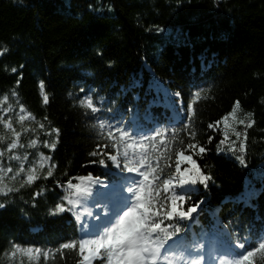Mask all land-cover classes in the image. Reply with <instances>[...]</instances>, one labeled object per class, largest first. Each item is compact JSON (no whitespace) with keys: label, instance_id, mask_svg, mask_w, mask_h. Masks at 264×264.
I'll return each mask as SVG.
<instances>
[{"label":"trees","instance_id":"16d2710c","mask_svg":"<svg viewBox=\"0 0 264 264\" xmlns=\"http://www.w3.org/2000/svg\"><path fill=\"white\" fill-rule=\"evenodd\" d=\"M5 48L0 56V169L12 171L0 172V186H25L0 194V202L8 204L0 209V264H79L78 248L62 245L86 237L80 225L89 221V209L81 203L88 211L81 220L79 207L67 211L72 206L62 197L74 192L68 181L79 183L76 178L89 173L119 179L120 170L107 159L116 151L101 146L105 130L99 118L110 121L112 131L119 124L130 132L135 140L129 143L147 145L144 152L153 167L160 166L161 182L169 170L175 172L180 151L191 156L181 170L196 165L211 176L207 187L197 182L185 185L184 192L176 188L177 195L190 198L183 209L196 204L197 211L184 220L173 217L182 228L177 236L183 245L172 246L174 253L190 249L219 264L225 254L235 259L264 242V177L255 174L264 161V0H0V51ZM81 87L91 89L88 94L104 111L91 113L81 105ZM236 100L241 107L228 118L226 130L222 118ZM248 113L252 127H247ZM5 117L18 131L8 130ZM146 117L153 125L133 123ZM162 130L163 137H156ZM52 141H58L55 150L47 147ZM97 149L101 156L89 155ZM102 158L105 165L98 163ZM33 170L38 178L27 184ZM146 170L147 165L141 169ZM122 175L130 185L132 177L143 179L139 173ZM160 194L169 204L171 192L161 188ZM92 200L93 207L98 205ZM58 203L66 211L53 214ZM225 234L232 252L218 259L223 242L215 237ZM196 244L203 247H192ZM253 264H264V258L257 254Z\"/></svg>","mask_w":264,"mask_h":264},{"label":"snow or ice","instance_id":"6c2138e0","mask_svg":"<svg viewBox=\"0 0 264 264\" xmlns=\"http://www.w3.org/2000/svg\"><path fill=\"white\" fill-rule=\"evenodd\" d=\"M179 3V0H177ZM8 49L5 48L0 51V56L7 53ZM111 63V62H109ZM11 71L16 73L17 68H12ZM41 88L45 85L41 83ZM80 92L84 94L83 99L80 101L81 105L91 113H100L104 111L101 107L97 106V102L94 101L93 97L88 93L91 89L81 87ZM176 97H180L181 93L177 92L174 94ZM196 97L201 96L200 92L195 93ZM7 99V97H5ZM103 101V97L99 98ZM50 102V96L45 92L43 95V103L48 104ZM241 107L240 101L236 100L233 104L231 111L223 117L225 122V129L228 128V118H235L237 109ZM23 107L21 111H23ZM11 111V109H9ZM31 116V113H29ZM194 116V111H193ZM252 113H248L249 123L247 127H252ZM25 119V118H24ZM4 122L9 123L11 127L9 131H18L13 128L11 119L4 118ZM98 123L105 131L101 133L102 136V148L108 149L109 147L116 151V155L107 153V159L115 164L116 168L119 169V173L115 174L119 177L118 180H107L99 176H95L89 173L86 176H79L76 179L79 183H73L71 180L68 181L69 189H74V192L62 197L63 200L67 201V204L72 206L67 211H74L77 206L81 204V197L83 195H90L93 188L96 185H100L96 189V197L94 202L101 207L107 205L109 208L114 207V211L105 212L103 218L96 214L95 220L100 221L99 224L93 225V231L85 232V236H94V238L80 239L78 243H64L63 249H75L79 250V264H93L97 259L104 261L107 260V264H185L183 259H178L176 254L171 250L173 245H178L180 237L177 233L182 231V228L178 222H173V217H178L180 220L189 218L192 213L197 211V205L192 204L184 210L182 205L187 202L188 199L185 195H177L176 188L179 186V191L184 192L185 185H195L199 182L201 185L207 187V182L211 179V176L205 175L203 171L194 165L191 169L184 168L181 170V163L187 161L189 164L191 160L187 159L188 155H185L183 151L176 153L175 172L169 170L168 178L160 180L157 173L161 171L159 165L153 167L149 161L151 157L144 152L147 147L144 143H129V140H135L131 133L121 128L119 124L115 125V131L110 130L113 127L110 121L99 118ZM216 123H220L217 121ZM235 123V119L233 120ZM239 123L244 124L243 120ZM45 124L41 123L40 128H44ZM209 128L213 125L209 124ZM237 137L241 136L240 132H236L235 128L232 129ZM53 132L59 134L60 129L55 128ZM21 135V133H20ZM163 130L155 134L156 137H163ZM153 137H142V140H152ZM58 141H52L47 144V147L55 150ZM123 142L124 147L121 150V143ZM37 143L34 140L33 146ZM19 144L10 149H16ZM140 148V152L136 155L132 154L133 149L136 147ZM163 147V145H161ZM189 148L192 147L190 144ZM240 150L243 151L245 144L241 140L239 144ZM205 148L201 147L200 152L203 153ZM4 153L0 152V156ZM92 157L101 156L100 149L94 150L89 153ZM155 155V153L153 154ZM165 160L168 159L167 152L163 153ZM240 164L245 162L243 155L236 157ZM123 161V167L121 166ZM96 162V161H93ZM99 164L105 165V159H99ZM147 165L146 171H141L143 167ZM11 172V168L0 169L2 171ZM24 169L21 168L20 172ZM123 173H139L143 177L142 180L132 177L131 183L126 181L127 177L123 176ZM47 175L51 177L52 171H48ZM175 177V181H173ZM38 177L35 175V170L30 172L27 176V184L33 183ZM3 176L0 175V180ZM87 182V184H85ZM25 185L22 184L20 188H10L6 186H0V194L8 195L13 192H19ZM163 188L165 193L171 192V195L166 197L169 204H165L161 200L160 189ZM131 194V195H128ZM36 195H40L39 192ZM8 206L7 203L0 202V209H4ZM66 211L64 203H58L54 206V213H63ZM92 215V213H88ZM76 218L81 219L80 213L76 212ZM168 221V223H165ZM87 228V225H82ZM175 237V239H173ZM226 247L231 245L230 235L220 238ZM183 247L182 244L178 245ZM19 247V246H17ZM195 248H201L203 245L196 244L192 245ZM243 247V245H240ZM37 252L39 249L36 250ZM185 254L191 255L190 249H185V252L181 253V257ZM260 254L264 258V242H261L258 248L244 252L242 255H238L235 259H229L225 254L219 259V264H253L254 258ZM15 255V253H13ZM197 258L190 259L187 264H201L204 256L200 253L196 254Z\"/></svg>","mask_w":264,"mask_h":264},{"label":"rangeland","instance_id":"374dc122","mask_svg":"<svg viewBox=\"0 0 264 264\" xmlns=\"http://www.w3.org/2000/svg\"><path fill=\"white\" fill-rule=\"evenodd\" d=\"M255 174L258 175L260 178L264 177V161L260 163V167L255 171Z\"/></svg>","mask_w":264,"mask_h":264}]
</instances>
